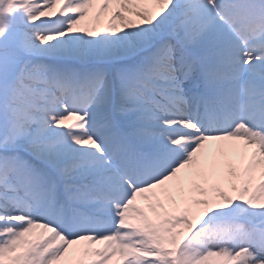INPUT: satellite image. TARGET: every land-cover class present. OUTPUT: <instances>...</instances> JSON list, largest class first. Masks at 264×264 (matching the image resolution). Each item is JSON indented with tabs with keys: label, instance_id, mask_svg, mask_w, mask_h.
Wrapping results in <instances>:
<instances>
[{
	"label": "rangeland",
	"instance_id": "rangeland-1",
	"mask_svg": "<svg viewBox=\"0 0 264 264\" xmlns=\"http://www.w3.org/2000/svg\"><path fill=\"white\" fill-rule=\"evenodd\" d=\"M76 2L0 0V264H241L236 251H230L219 238L242 240L251 232L244 219L259 216L254 215L248 196L238 199L235 195V181L229 186L216 183L213 189L205 187L197 201L201 205L194 199L174 204L160 201L163 193H159L170 184L164 182L166 174L156 180L157 185L138 194L128 193L122 200L102 194L99 175L109 158L101 154L103 166L87 160L89 151H102L94 135L108 139L114 128L107 126L116 117L123 127L137 125L139 103L149 106L151 100L140 95L123 98V93H130L121 88L116 99L123 105L115 108L112 117L83 129L74 124L75 115L60 111V93L51 89L49 82L55 79L61 86L72 87L76 103L83 105L79 92L84 96L89 93L83 83L102 77L92 103L111 106L114 88L135 74L133 63L142 59L147 44L163 38L165 16L147 14L152 6L140 1L144 16L120 4L113 22L121 39L101 27L104 3H94L89 14L81 17L74 13ZM148 24L158 28L153 31ZM138 26L144 30L141 43ZM125 43L135 45L127 50ZM254 49L263 52L261 46ZM87 108L80 110L83 116ZM159 132L151 131L152 138ZM55 174L71 181L67 189L77 206L69 208L60 202ZM99 210L109 214L110 229L96 222L94 214ZM33 213L38 216L32 218ZM44 213L67 223L95 225L98 233L92 237L84 230L73 240L66 239L61 257L52 258L56 238L65 237L66 230L40 217ZM102 237H109L117 252L115 259H94L98 247L91 238ZM217 241L212 252L209 248Z\"/></svg>",
	"mask_w": 264,
	"mask_h": 264
},
{
	"label": "bare ground",
	"instance_id": "bare-ground-1",
	"mask_svg": "<svg viewBox=\"0 0 264 264\" xmlns=\"http://www.w3.org/2000/svg\"><path fill=\"white\" fill-rule=\"evenodd\" d=\"M76 1L78 10L74 13L81 15V17L89 14L90 8H94V3L96 4L98 1L104 3L101 27L102 29H109L110 32L113 31L116 37L119 35V38H121L120 31L113 22L115 10L119 8L120 4H125L131 7L134 12L136 11L144 16L146 12L141 3H145L148 6H152L151 12H147V14L158 15L159 18L165 16L163 22L166 30L163 31L165 35L164 39L171 38L180 41L186 48V50H182L173 45H169L168 47L165 44L161 51L151 54L157 51L158 45L148 43L146 46L147 50L142 53L143 58L138 64H133L135 74L127 78L126 84L114 89L118 95H121L119 91L122 88V90L132 91L134 94L148 96L153 102V108L146 104H142L139 107V124L129 131L131 133L139 128L144 129V134L140 137H144V139L146 138L149 141V143L141 144L145 145L144 149H140L144 161L140 159L138 153L132 154L131 158L127 157L124 151L129 152V150H132V147L127 143H120L118 147L121 149L119 151L121 161L124 163L125 160H128L131 167L138 162L136 167L141 166L140 168H142L143 166L148 167V163L151 161L161 158L163 159V165L162 172L152 175H149V172L145 169L136 170L149 176H141L139 184L131 180L126 183L124 179L119 177V171L122 172V165H120L121 167L118 165V169L112 165L104 167L105 162L101 157L100 151L97 148L89 151L86 154L87 160L97 161L103 166L99 175L102 181L99 185L104 188L105 197L122 200L129 192L130 194H138L140 190L144 192V188L157 185L156 180L166 174L167 179L164 182H170V184L163 188V192L159 193H163L160 201L166 199L168 202L174 204V202H187L189 199H194L197 202L202 199V190L205 187L213 189V185L216 183L229 186L234 181L238 182L241 180L240 193L251 195L255 211L254 215L257 214L261 218L260 220L264 221L262 212L264 210V135L262 133L258 134L256 133L257 131L254 132L250 128L244 129L240 125L235 133L223 135L205 133L201 124L195 120L194 125L191 126V124H188V121L193 118V115L187 107L192 102V96L183 90L185 87H180L183 85V81L186 80V75L193 70L190 69L191 65H188V62L199 56L203 60L205 56L207 62L210 63L209 65H212V71L209 70V74L212 73L214 77H221L227 83L226 86H215L213 84V90L219 93L229 104L237 106L240 111H244L243 114L232 115L230 123L236 125L235 123H239L241 120H247L251 125H258L264 128V119L259 118L263 108L257 111L256 122L250 112L251 108L255 107L257 102H259L260 95L264 99V0ZM139 1L141 2L140 4L138 3ZM178 6L181 8L180 11L177 10ZM174 12L175 16L180 14L178 21L172 20ZM252 17L261 19L262 22L261 20L253 22L251 21ZM148 25L150 26V24ZM150 28L155 31V28H158V26L153 25ZM234 31H238L242 36L234 35ZM138 34V40L141 43L144 41L142 26H138ZM245 37L247 42H245ZM41 39V37H38V40ZM44 40L47 39H42V41ZM165 40H162V43ZM162 43L158 44L161 45ZM133 45L135 44L125 43L127 50H131ZM255 45L263 47V52L253 49ZM170 48L179 54V56L176 54L172 55ZM188 50L191 51V54L188 53ZM257 52H260V55L257 56ZM184 67H187L186 71L189 69L190 71L187 73L183 72L182 69ZM242 70H246L244 73L248 71L252 79L250 80L249 78L243 82L240 77ZM256 76H258V79H255ZM102 80H104L102 77L91 78L90 83L92 85L89 83L85 84L88 85L87 90L91 89L92 92H97ZM68 88L69 86L66 89ZM92 92L90 91V93ZM123 94L121 95L123 98L127 99L130 97ZM70 97L69 101L74 99L72 94ZM80 98L88 102L90 101V98L83 95ZM62 100L65 102L64 100L66 99L62 98ZM211 100L209 99L208 103L212 106V102L214 101L211 102ZM60 102L62 103V101ZM93 106L94 109L91 108L89 111V116L93 118L97 116H100V119L107 118L113 111V107L104 108L97 103L93 104ZM69 108L76 113L81 107L75 103L70 104ZM156 109L164 110L165 112L157 113ZM92 117L76 116L74 123L79 128H89V125L93 122ZM156 127L165 133H159L155 138H152L150 134L151 130ZM178 132L182 134L176 137L175 134ZM96 140L99 142L98 146L102 150L104 149L110 158L115 159L119 157L117 147H113V139L110 142L102 139ZM249 141L260 145L261 149L253 151L251 149L252 144L248 148L247 142ZM136 142L140 144L139 142L141 141L137 140ZM172 143L174 144L171 145ZM50 148H53V146H50ZM163 155H165L164 158ZM181 159L182 161L178 162ZM143 162H145L144 165ZM171 162L172 164H170ZM238 162H241L240 167H237ZM173 165H176V167ZM133 182L134 184H132ZM161 184L163 182L159 185ZM133 185H135L134 188H132ZM136 186H140V188L136 189ZM108 187L120 188L117 192H110L109 190L107 191ZM234 187V191H236L237 186L234 185ZM4 205L2 204L3 207ZM100 213V218L104 219L103 216L106 217L107 212ZM37 216L38 214H32V218H36ZM40 217L50 222L57 220L45 214L40 215ZM105 220L109 223L105 228H111L110 220L107 217ZM59 223L61 228L66 230V236L61 237L59 235L56 238L57 240L53 247L54 253L52 254V258L55 259L60 258L63 250H66L67 244L65 240H73V237L80 233L83 228L89 229L91 235L98 233L97 228H91L89 225L81 224L82 227L69 229L65 224ZM222 239V237L219 238V240ZM91 241L95 247H98L97 250L95 248L96 251L93 253L94 259L97 258L102 261L115 259L117 252H114L115 249L110 246L109 239L91 238ZM235 241L229 240L226 243L230 251H236L235 254L240 256L237 258L238 262L241 264H264V245L255 243L257 247H254L252 241L250 243L242 242L240 239ZM215 243L209 248L212 252L219 245L218 241ZM250 244H252L251 249L246 250Z\"/></svg>",
	"mask_w": 264,
	"mask_h": 264
}]
</instances>
